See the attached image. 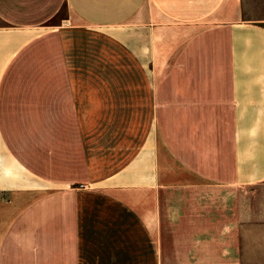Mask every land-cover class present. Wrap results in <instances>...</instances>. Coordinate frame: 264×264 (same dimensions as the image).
Wrapping results in <instances>:
<instances>
[{
  "label": "crops",
  "instance_id": "0c3cea01",
  "mask_svg": "<svg viewBox=\"0 0 264 264\" xmlns=\"http://www.w3.org/2000/svg\"><path fill=\"white\" fill-rule=\"evenodd\" d=\"M246 5L0 0V264H264Z\"/></svg>",
  "mask_w": 264,
  "mask_h": 264
},
{
  "label": "rangeland",
  "instance_id": "374dc122",
  "mask_svg": "<svg viewBox=\"0 0 264 264\" xmlns=\"http://www.w3.org/2000/svg\"><path fill=\"white\" fill-rule=\"evenodd\" d=\"M245 3L248 10L251 9L252 16L264 17V0H245Z\"/></svg>",
  "mask_w": 264,
  "mask_h": 264
}]
</instances>
